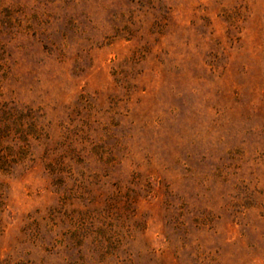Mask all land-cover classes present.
I'll return each mask as SVG.
<instances>
[{
    "label": "rangeland",
    "instance_id": "obj_1",
    "mask_svg": "<svg viewBox=\"0 0 264 264\" xmlns=\"http://www.w3.org/2000/svg\"><path fill=\"white\" fill-rule=\"evenodd\" d=\"M1 106L0 264H264V0H0Z\"/></svg>",
    "mask_w": 264,
    "mask_h": 264
},
{
    "label": "trees",
    "instance_id": "obj_2",
    "mask_svg": "<svg viewBox=\"0 0 264 264\" xmlns=\"http://www.w3.org/2000/svg\"><path fill=\"white\" fill-rule=\"evenodd\" d=\"M11 115H12L11 111L7 110L6 106L0 107V138L4 137V134L6 133V128L8 129V127H10V125L7 123L11 120L10 118H8ZM10 124H12V122ZM0 159L2 158L0 157ZM0 163H2L1 160Z\"/></svg>",
    "mask_w": 264,
    "mask_h": 264
}]
</instances>
